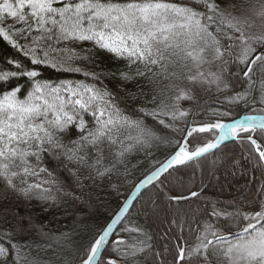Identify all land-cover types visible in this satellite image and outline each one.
Wrapping results in <instances>:
<instances>
[{"label": "snow or ice", "instance_id": "1", "mask_svg": "<svg viewBox=\"0 0 264 264\" xmlns=\"http://www.w3.org/2000/svg\"><path fill=\"white\" fill-rule=\"evenodd\" d=\"M0 46V264H264V0H0ZM221 171L242 199L205 195Z\"/></svg>", "mask_w": 264, "mask_h": 264}, {"label": "trees", "instance_id": "2", "mask_svg": "<svg viewBox=\"0 0 264 264\" xmlns=\"http://www.w3.org/2000/svg\"><path fill=\"white\" fill-rule=\"evenodd\" d=\"M11 55L10 50L0 46V58H3L5 56ZM50 75L53 80L59 78H64L62 74L57 73H46L45 74ZM197 105H208L209 107H217L219 106V98L213 96L211 93H204V92H197L196 93V99L195 101L191 102V104H185V107H191L193 109L196 108ZM206 111V110H205ZM197 119L204 118L203 115L197 116ZM191 119V117H190ZM238 150L236 146L233 145L232 142L222 146L219 150L216 151V156L221 155L224 152L229 151H236ZM170 149L167 147H161L158 150H155L154 158L151 161H146L139 169H136L133 171V174L130 175L127 179V181L124 182V186L120 189V194L117 196L115 193H109L106 189L104 191H101L97 189L96 191L100 194L102 197L104 203L100 205V211L98 214H96L94 217L89 219L87 221V231H85L83 226H79L80 228V235L76 237L78 243L80 244H86L88 240L92 238L101 228H103L106 223L108 222L109 218L116 213V211L121 206L124 199L128 196L134 185L141 180L148 169L153 164H158L160 162H163L166 157L169 154ZM215 156L208 155L207 161L210 163ZM205 161H202L204 163ZM193 167H196L199 169V165L193 164ZM185 171L188 172L189 175H191V169H185ZM219 180H217V177H207L205 178V185L207 187V191L205 192V195L208 197L213 198H219L222 202L223 201H229L233 197H241V193L246 192V185H248V181L250 179V176H243L237 173V175H225L223 171L218 173ZM187 182V178H186ZM196 183H200V171L197 170L196 172ZM250 187V185L248 186ZM136 207H139V203L136 204ZM187 207V205H185ZM193 207H196L194 204ZM230 210V209H229ZM38 211V210H37ZM163 214V213H162ZM132 215H135V212L133 211ZM50 218V217H49ZM164 218V214H163ZM67 221H61L59 224H53L51 227L56 230L63 228L65 224H67ZM140 223L144 224L146 227H148L149 231L152 233L154 238V243L157 244L158 247L162 246V241L160 240V230L164 228L166 225L162 221H146L143 217L140 218ZM167 227V225H166ZM187 235V233H185Z\"/></svg>", "mask_w": 264, "mask_h": 264}, {"label": "water", "instance_id": "3", "mask_svg": "<svg viewBox=\"0 0 264 264\" xmlns=\"http://www.w3.org/2000/svg\"><path fill=\"white\" fill-rule=\"evenodd\" d=\"M228 143H230V141L225 142V145L228 144ZM222 146H224V145H221V147H222ZM142 179H143V178H142ZM137 183H138V182H137ZM129 197H131V198L133 199V201H136V193H135V189H134V187L132 188V190L130 191V193L128 194V196H127L126 198H129ZM125 200H126V199H125ZM125 200H124V201H125ZM124 201H123V202H124ZM122 204H123V203H122ZM122 204H121V205H122ZM118 210H119V209H118ZM118 210H117V212H118Z\"/></svg>", "mask_w": 264, "mask_h": 264}, {"label": "rangeland", "instance_id": "4", "mask_svg": "<svg viewBox=\"0 0 264 264\" xmlns=\"http://www.w3.org/2000/svg\"><path fill=\"white\" fill-rule=\"evenodd\" d=\"M160 221L163 222V214L161 213ZM166 229V225L164 226L163 229L160 230V234Z\"/></svg>", "mask_w": 264, "mask_h": 264}]
</instances>
